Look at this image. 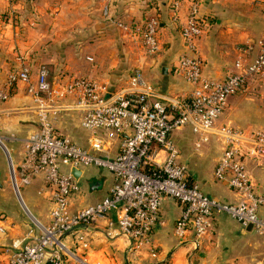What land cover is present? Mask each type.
Masks as SVG:
<instances>
[{"label":"crops","instance_id":"crops-1","mask_svg":"<svg viewBox=\"0 0 264 264\" xmlns=\"http://www.w3.org/2000/svg\"><path fill=\"white\" fill-rule=\"evenodd\" d=\"M256 5L263 11H258ZM189 7L188 2H182L175 18L173 0H0V87L7 72L22 62L30 66L32 78H36L37 68L43 65L52 82L68 74L88 75L106 82L113 90L126 87L132 72L140 70L142 77L162 94H188L191 87L174 66L182 54L188 53L179 29ZM155 11L160 14V50L149 54L141 40L120 24H140ZM199 15L206 20V31L199 40L205 76L222 79L231 73L241 47L250 46L248 60L258 52L259 41L264 40V30L257 31L264 29V0H199ZM111 26L118 29L120 41L104 32ZM87 57L92 61H86ZM39 112L38 104L22 84L0 103V134L12 133L17 138L9 145L15 167L20 162L25 138L39 126ZM44 112L59 134L91 149V133L79 125L81 111L46 108ZM217 123L244 130L264 128V80L253 78L244 92L231 95ZM173 138L179 160L187 166L193 183L212 197L227 202L238 200L234 191L213 176L214 165L222 153L215 136L202 145L200 154H196L194 136L187 127L174 131ZM108 152L110 156L116 155L118 140L111 141ZM249 169L256 190H261L264 171L253 164ZM81 177L84 186L72 200L73 210L95 203L112 184L111 174L100 168L85 167ZM97 180L101 182L99 189H90V183ZM18 185L21 201L0 150V218L4 228L0 231V263L37 234L35 220L42 225L50 220L51 189L43 174L35 175L27 184L18 180ZM180 213L181 206L165 197L160 206L161 222L153 229L150 243L134 254L127 252L128 239L108 226L109 220H114L113 214L88 228H80L89 231L87 249L78 248L72 235L63 242L87 264H127L130 255L136 264H264V236L248 226L226 214H217L210 231L195 244L191 234L182 240L175 234ZM259 214L264 216V206ZM67 261L64 258L63 264Z\"/></svg>","mask_w":264,"mask_h":264},{"label":"built area","instance_id":"built-area-1","mask_svg":"<svg viewBox=\"0 0 264 264\" xmlns=\"http://www.w3.org/2000/svg\"><path fill=\"white\" fill-rule=\"evenodd\" d=\"M182 2L190 5L179 29L188 53L178 58L174 70L190 85L188 94L164 95L142 77L140 70L133 71L127 86L119 90L101 80L74 74L52 82L43 65L37 68L36 78H32L30 66L22 62L7 72L0 87V103L22 84L38 104L39 126L25 138L16 167L9 146L16 136L0 134V149L9 161L10 178L20 201L18 180L27 184L35 175L43 174L51 189L50 220L47 225L35 220L37 234L0 264H63L64 258L67 264H87L65 246L63 239L72 235L78 248L87 249L90 234L80 228H88L111 214L114 220L110 219L108 226L128 239L127 252L134 254L150 243L153 229L161 222L160 206L165 197L181 206L175 224L180 240L191 234L197 244L210 231L214 217L222 213L244 227L251 225L252 230L264 236V216L259 214L264 206V187L256 190L249 169L253 164L264 171V128L244 130L217 123L231 95L244 92L253 78L264 80V40L259 41L260 48L251 60L246 56L250 46L241 47L234 70L224 78L207 77L199 48L206 20L199 15V0H173V17ZM120 27L140 39L147 53L160 50L158 11L147 14L140 24L122 23ZM46 108L81 111L79 125L91 133V149L59 134L47 118ZM185 127L194 136L196 150L210 136L220 142L222 153L213 176L238 195L236 202L212 197L190 180L173 138L174 131ZM112 140H118L115 156L108 152ZM85 167L106 170L112 184L98 201L73 210L72 200L81 194L79 179ZM72 168L80 170L78 177L71 173ZM1 222L0 218L3 231ZM127 264H136L131 255Z\"/></svg>","mask_w":264,"mask_h":264},{"label":"rangeland","instance_id":"rangeland-1","mask_svg":"<svg viewBox=\"0 0 264 264\" xmlns=\"http://www.w3.org/2000/svg\"><path fill=\"white\" fill-rule=\"evenodd\" d=\"M255 3V2H254ZM257 9H258V11H263L262 10V8L259 6V5H256L255 6ZM261 19L262 20H264V16L263 17H261ZM104 27H108V26H104ZM112 27V26H111ZM114 27V26H113ZM105 28L104 29V32L106 33V35L108 36V37H110V38H116L117 40H121V37L119 38V37H117V35H116V33L118 32V29L116 30V28L114 29V28ZM121 29V28H120ZM116 30V31H115ZM122 30V29H121ZM262 30H264L263 28H258V30L257 31H262ZM122 32V31H121ZM89 33H91V31H89ZM123 33V32H122ZM124 34V33H123ZM261 35V34H260ZM86 61H90V60H88V59H86ZM92 61V60H91ZM77 76H85V77H88V78H91V79H96V78H93V77H90V76H88V75H77ZM186 128V127H185ZM183 129V128H182ZM195 138L197 139L198 138V136H195ZM205 144V143H204ZM203 145V144H202ZM202 145H201V147L198 149V150H196L197 151V153L196 154H200V151L202 150L201 148H202ZM1 150V149H0ZM1 152H2V154L4 155V157H5V159H6V162H7V165H8V167H9V161H7V158H6V155L4 154V152L1 150ZM202 158V157H201ZM82 169H84V168H82ZM83 177H81L80 179H79V184H80V186H81V189H82V186H84V183H83ZM99 189V187L98 188H96L95 190H98Z\"/></svg>","mask_w":264,"mask_h":264},{"label":"water","instance_id":"water-1","mask_svg":"<svg viewBox=\"0 0 264 264\" xmlns=\"http://www.w3.org/2000/svg\"><path fill=\"white\" fill-rule=\"evenodd\" d=\"M71 173H72L75 177H78L79 174H80V170H78V169H76V168H72ZM100 185H101L100 180H97V181L91 182V183H90V189H92V190H93V189H96V188L100 187ZM247 228H248V229H251V225H249Z\"/></svg>","mask_w":264,"mask_h":264},{"label":"trees","instance_id":"trees-1","mask_svg":"<svg viewBox=\"0 0 264 264\" xmlns=\"http://www.w3.org/2000/svg\"><path fill=\"white\" fill-rule=\"evenodd\" d=\"M45 264H51V263H49V262H46Z\"/></svg>","mask_w":264,"mask_h":264}]
</instances>
